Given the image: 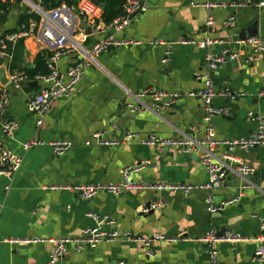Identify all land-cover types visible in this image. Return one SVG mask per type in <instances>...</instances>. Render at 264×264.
Instances as JSON below:
<instances>
[{"label": "crops", "instance_id": "crops-1", "mask_svg": "<svg viewBox=\"0 0 264 264\" xmlns=\"http://www.w3.org/2000/svg\"><path fill=\"white\" fill-rule=\"evenodd\" d=\"M247 0H146L147 10L135 17L123 30H106L98 38L108 36L140 44L123 48H109L97 58V65H90L84 77L68 99L56 101L38 127L37 118L26 111V100L36 94L40 86L29 77L28 84L20 91L9 90L10 100L5 120L18 124L17 131L8 137L1 131L0 144L17 155L22 164L12 177H0V264H48L52 244H11L9 240H52L76 238L81 231L95 226L87 213L115 219L117 228L141 237L157 234L173 236L186 231L190 237H199L210 230L234 228L249 236L252 241L236 245L219 244L221 264H264L254 257L260 242L256 232L259 227L254 216L264 218V146L243 154L239 149L229 150L218 146L216 160L225 154L246 162L253 167L250 179H241L230 173L227 187L216 191H195L189 195L127 191L119 196L99 193L89 201L69 192H54L53 187L86 184H117L124 169L144 165L133 176L140 183L203 184L207 173L198 158L192 159L175 149L146 147L141 141L150 136L169 139L187 136L199 140L208 127L206 113L198 98H188L198 93L203 82L196 74H206L216 92L229 90L234 99L217 97L216 108H228L227 116H215L210 125L218 140L247 138L256 130L255 123L247 120V113L264 115V53L256 62L253 52L243 50L235 42L239 32L257 20L261 10L246 7L234 10L215 9L210 12L196 7L204 2H245ZM264 1V0H258ZM15 7L7 21L0 24V38L6 31L15 29L19 14L25 9L19 0L11 1ZM235 16L234 28L224 27L225 21ZM211 21V24L208 22ZM180 38L212 39L216 43L208 49L192 45L150 46L154 41L172 42ZM92 42V41H91ZM222 43V44H221ZM15 46V45H14ZM11 47L7 74L14 70L31 69L40 48L33 38L23 40L21 48ZM226 49L239 52L236 60L219 65L210 72L205 62L208 53L218 56ZM49 55L51 53L47 52ZM172 63L164 73V62ZM74 54L66 55L55 63L64 72L77 62ZM13 70V71H14ZM180 94L174 107L160 111L131 113L124 103L131 100L126 94H138L146 89ZM182 95V96H181ZM146 104L151 103L146 100ZM105 132L111 139L122 141L117 148L92 145L86 141L94 133ZM134 135L135 138H128ZM32 139L45 142L28 151L22 145ZM68 141L72 148L61 156L52 153L47 143ZM230 152H229V151ZM243 190L235 205L218 213L207 212V199L212 194L214 204L236 197ZM162 202L161 209L146 208ZM225 232V231H224ZM223 232V233H224ZM227 232V231H226ZM208 264L205 245L198 242L157 243L153 256L146 250L124 239L101 243L93 250L77 253L72 249L57 264Z\"/></svg>", "mask_w": 264, "mask_h": 264}, {"label": "built area", "instance_id": "built-area-1", "mask_svg": "<svg viewBox=\"0 0 264 264\" xmlns=\"http://www.w3.org/2000/svg\"><path fill=\"white\" fill-rule=\"evenodd\" d=\"M23 4L26 2L30 8L27 14L33 16L26 26H21L14 33L4 35L0 38V61H9V51L18 41L27 38H33L37 43L40 51L51 53L48 57L47 65L48 74H37L34 81L40 86L39 91L31 95L26 100V111L37 118V126L44 123V119L49 113L53 104L61 99L71 97L74 89L84 77L86 69L90 65H97V58L109 48H123L128 46H137V41H125L108 36L100 39L99 35L106 30L121 31L135 17L143 14L147 10L146 0H124L123 15L116 19L109 26H105L101 21V9L88 0H81L76 6L68 7L65 4L52 10H44L41 0H20ZM196 7L204 8L208 12L215 9L234 10L246 7H255L264 9V1L247 0L245 2H222L210 3L204 2L197 4ZM26 9V8H25ZM212 22L209 21L208 24ZM237 24L235 16H230L224 23V27L231 29ZM83 26L90 29L87 34ZM92 41V42H91ZM220 43L212 39L196 40L190 38H180L172 42L154 41L150 46H168L192 45L200 49H208L212 45ZM243 50V47L251 50L252 61L256 62L264 53V42L259 38H247L244 41L235 42ZM222 44V43H221ZM74 54L78 57L75 64L61 72L55 67L56 61L60 58ZM167 53L164 62L167 63ZM239 52H231L226 49L218 56L208 53L205 56V62L210 72L214 71L219 65L234 61L238 58ZM196 79L203 82V87L198 93H189L188 98H198L206 113L204 118L207 123L205 135L202 139L195 140L187 136L159 139L156 136H150L141 141V145L146 147H157L158 149H175L179 153L194 154L205 168L207 181L203 184L187 183H140L134 181L133 176L143 170L144 165L129 166L123 170L121 180L117 184H86L80 186L63 185L51 188L54 192H69L79 195L83 201L93 199L99 193H108L112 196H119L127 191H144L167 193L169 195L183 194L189 195L195 191L214 192L223 187H227L226 182L230 173L246 179L254 173L253 167L239 159L225 154L222 160H216L214 150L218 146L228 147L229 150L239 149L247 155L255 148L264 146V115L247 113V120L255 123L256 130L249 137L235 140H218L214 128L210 121L215 116H227L231 114L228 108H216L213 105L217 97L234 99L238 95H232L229 90L216 92L211 79L206 74H196ZM29 82L28 75L19 70L8 73V84L0 86V126L1 131L6 136L11 137L18 129V124L11 120H5L7 108L9 105V90L20 91ZM131 100L124 103V107L131 113H144L146 111H162L174 107L180 94L166 93L156 89H146L138 94H126ZM182 96V95H181ZM148 100L151 104H146ZM128 138H135L134 135H128ZM122 141L111 139L105 132L94 133L86 141L85 145H92L106 148H117L122 145ZM52 153L56 156L65 154L72 148V143L68 141H57L47 143ZM45 142L38 139H32L22 145L24 151L44 146ZM228 150V151H229ZM230 152V151H229ZM22 164L21 159L10 150L0 144V177H12L18 172ZM250 183L244 184L239 188L236 197L222 201L220 204H214L212 194L207 199V212L215 214L225 207L235 205L242 197L243 190L250 188ZM164 207L162 202H156L151 205L152 209H161ZM86 217L95 222L92 228H86L76 238L64 237L52 240H9L11 244H38L47 242L52 244L49 253L48 264H57V262L68 252L69 249L77 253L86 250H93L101 243H113L117 240L124 239L132 244L142 246L146 250L148 257L153 256V246L157 243L174 244L178 242H198L206 247L208 264H221L219 261V244L236 245L252 241L249 236L242 235L239 232H224L221 235L215 230H210L199 237H190L186 231H180L173 236L157 234L152 237H141L133 235L130 232H122L117 228L115 219L108 216H99L95 213H87ZM253 219L258 221L260 229H264V218L254 216ZM260 244L254 250V257L259 263H264V236L257 239ZM123 264V263H121Z\"/></svg>", "mask_w": 264, "mask_h": 264}, {"label": "trees", "instance_id": "trees-1", "mask_svg": "<svg viewBox=\"0 0 264 264\" xmlns=\"http://www.w3.org/2000/svg\"><path fill=\"white\" fill-rule=\"evenodd\" d=\"M11 1L17 3L19 0H0V24H4L7 21V17L10 11L15 7ZM81 0H41L40 5L44 10H52L59 7L62 4L68 7L76 6ZM97 5L101 11V21L105 26H109L116 19L123 15L124 0H88ZM33 16L27 14V9H24L18 16L15 29L6 31L4 35L14 33L17 28L26 26ZM23 41L20 40L15 44V48H21ZM50 55L46 51H41L35 58L34 65L31 69L21 70L25 72L29 77H33L37 74H48L49 69L47 65V58ZM0 61V65H2ZM10 70L13 71L14 66L9 65Z\"/></svg>", "mask_w": 264, "mask_h": 264}, {"label": "water", "instance_id": "water-1", "mask_svg": "<svg viewBox=\"0 0 264 264\" xmlns=\"http://www.w3.org/2000/svg\"><path fill=\"white\" fill-rule=\"evenodd\" d=\"M33 3V0H31ZM83 28L86 30L87 34L90 33V29L88 27L83 26ZM259 38L261 41L264 42V9L260 11L258 18L256 21H254L252 24H250L248 27L242 29L239 32L238 39L239 41H244L247 38ZM11 49V48H10ZM48 60V58H47ZM8 61H4L2 65H0V86H6L8 84V74L6 72V67H7ZM172 63H167L164 65V73H168L170 71V68L172 67ZM228 148V147H226ZM168 149H165L164 151H167ZM186 157H190L192 159L197 158L194 154H186ZM247 180L250 179V177H246ZM151 204H147L146 208L150 209ZM234 228L228 227V228H223L219 231V235H221L224 231H233ZM256 232L259 235L264 236V229H260L259 227H256Z\"/></svg>", "mask_w": 264, "mask_h": 264}, {"label": "rangeland", "instance_id": "rangeland-1", "mask_svg": "<svg viewBox=\"0 0 264 264\" xmlns=\"http://www.w3.org/2000/svg\"><path fill=\"white\" fill-rule=\"evenodd\" d=\"M24 7L26 8V9H29L30 8V6L25 2L24 4Z\"/></svg>", "mask_w": 264, "mask_h": 264}]
</instances>
